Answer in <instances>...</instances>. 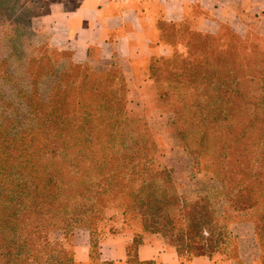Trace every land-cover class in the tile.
I'll use <instances>...</instances> for the list:
<instances>
[{"label":"rangeland","instance_id":"374dc122","mask_svg":"<svg viewBox=\"0 0 264 264\" xmlns=\"http://www.w3.org/2000/svg\"><path fill=\"white\" fill-rule=\"evenodd\" d=\"M43 4L38 0H0V165L12 149L9 143L28 144L40 133L42 111L48 112L58 104L71 108L70 113L74 111L75 115L70 118V133L78 137L76 128L82 109L107 103L120 117L117 135L139 139V153L149 160L143 159L145 167L155 173L167 194L187 200L205 195L223 217L222 222L231 226L236 238L210 253L213 264H264V226L256 233L251 221L260 218L259 224L264 222V184H254L251 189L252 208H245L241 200L234 208V202L227 200L229 191L232 194L239 187L229 172L238 169L235 155L230 152L225 159H216L211 149L204 151L199 145L201 121L196 99L202 90L205 102V97L213 93L211 89L218 87L214 83L208 87V79L201 81L208 72L215 79L237 76L241 88L264 91V12L244 19L241 31L225 25L218 34L200 32L187 21H158L156 42L150 51L144 49L142 56L120 60L116 66L89 64L65 71L62 62L55 68L58 75L30 76L29 72H36L30 59L43 54L35 49L47 46L32 28V20ZM15 47L19 52L14 51ZM101 132L95 131L100 135ZM88 145L98 149L93 142ZM257 147L255 142L246 156L250 163L245 169L250 173L259 171L255 161L259 152L252 153ZM75 149L78 145L67 150ZM190 150L199 153L195 162ZM215 169L227 177L215 178ZM159 171H166L168 178L159 177ZM127 192L122 188L117 197H106L103 216L92 225L99 234L100 230L120 228L146 233L140 219L126 209ZM170 208L172 214L180 216L177 203ZM80 231L68 236L69 245H73ZM185 253L181 256L183 261Z\"/></svg>","mask_w":264,"mask_h":264},{"label":"trees","instance_id":"16d2710c","mask_svg":"<svg viewBox=\"0 0 264 264\" xmlns=\"http://www.w3.org/2000/svg\"><path fill=\"white\" fill-rule=\"evenodd\" d=\"M224 26H220L217 34ZM14 51L19 52L16 47ZM35 51L43 54L30 59L31 65L36 66V72H29L30 76L58 75L55 68L62 62L63 71L91 65L70 61L67 52L48 43ZM118 62L104 66H116ZM219 63L222 65L223 61ZM209 74L212 73L202 75L201 81L205 83L208 79V87L212 83L218 87L211 89L213 93L205 97V102L203 91L197 93L199 145L204 151L211 149L216 159H225L230 152L235 155L238 169L229 172L239 187L232 194L229 191L227 200L234 202V208L241 200L249 209L254 206L250 201L251 189L254 184H264V91L241 88L234 75L215 79ZM207 90L206 87L204 92ZM70 110L58 104L48 112L42 111V128L37 136L28 144L24 141L8 144L12 149L0 165V264H74V243L68 244V236L79 230L88 231L90 256L95 257L99 233L92 225L102 218L106 197H117L122 188L128 190L124 195L126 209L140 219L143 232L164 237L180 259L183 251L185 260L199 255L211 258L212 251L236 238L207 196L187 200L169 195L160 187L155 173L145 167L149 160L139 153V139L117 135L120 117L112 105L84 107L76 128L78 137L70 133V118L75 115ZM99 130L101 135L95 133ZM90 142L98 149H91ZM255 142L258 147L252 153L259 152L255 157L259 171L250 173L245 169L250 163L246 156ZM76 145L78 149L67 150ZM190 154L195 162L199 153L190 150ZM213 175L218 179L227 177L217 169ZM158 176L167 179L169 175L159 171ZM175 203L180 207V216L170 211ZM251 221L256 233L264 226V222L259 224L260 218ZM141 239V234L134 236L128 247L127 264H157L153 260H138L136 248Z\"/></svg>","mask_w":264,"mask_h":264},{"label":"crops","instance_id":"0c3cea01","mask_svg":"<svg viewBox=\"0 0 264 264\" xmlns=\"http://www.w3.org/2000/svg\"><path fill=\"white\" fill-rule=\"evenodd\" d=\"M40 13L32 28L72 62L109 65L150 51L157 23L187 21L196 30L216 34L221 25L243 29L244 19L264 12V0H38ZM158 36V35H157ZM156 36V37H157ZM137 231L100 230L98 253L90 256L89 233L81 230L73 245L74 264H127L128 247ZM140 261L157 264H213L199 255L182 260L157 234L144 233L136 248Z\"/></svg>","mask_w":264,"mask_h":264}]
</instances>
